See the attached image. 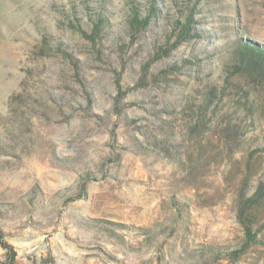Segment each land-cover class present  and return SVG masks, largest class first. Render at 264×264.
I'll list each match as a JSON object with an SVG mask.
<instances>
[{"label": "rangeland", "instance_id": "rangeland-1", "mask_svg": "<svg viewBox=\"0 0 264 264\" xmlns=\"http://www.w3.org/2000/svg\"><path fill=\"white\" fill-rule=\"evenodd\" d=\"M130 1L155 11L132 37ZM99 6L91 42L76 26ZM190 10L198 35L171 47ZM245 45L264 51V0H0V237L16 264H264V222L238 258L209 252L243 246L239 202L264 181V57Z\"/></svg>", "mask_w": 264, "mask_h": 264}, {"label": "trees", "instance_id": "trees-1", "mask_svg": "<svg viewBox=\"0 0 264 264\" xmlns=\"http://www.w3.org/2000/svg\"><path fill=\"white\" fill-rule=\"evenodd\" d=\"M129 4L131 12L127 23V33L128 36L132 37L137 34L138 31L147 28L151 18L155 15V11L153 2H151L149 8L146 7L142 12L138 8V4L135 1H130ZM89 12L91 13L88 14V18L90 20V24H88L89 31L85 32L78 26H76V28L80 30L87 40L95 42L96 40L103 38L106 31L105 29L109 26V22L103 6H99V8L90 10ZM191 23H193L192 10L185 15L183 21L176 19L172 23L171 32L175 40L173 41L171 47H175L182 42H187L193 36L198 35V33L192 32L193 29L191 27ZM256 47L245 45L244 48L246 50L248 48L250 51L258 53L264 57V51ZM161 52H163V54H168L169 51L162 50ZM216 104L215 93L209 92L207 99H204L203 104L199 107L201 109L198 108V112L203 114L210 106ZM250 112H253V110H250ZM239 128L240 126L238 124L231 125L230 122H228L226 130L227 132H231L232 130L236 134L238 133ZM239 221L242 225L244 233L243 246L237 250L235 249L225 253H223L224 250L221 248H211L209 249L211 255L218 256L220 254H225V256L231 259L238 258L251 243H254L257 240V232H260L261 230H254V227L259 224L258 222H264V181H261L258 184L246 200L239 202ZM0 246L5 251L6 261L3 264H16V254L13 246L3 241L1 237Z\"/></svg>", "mask_w": 264, "mask_h": 264}]
</instances>
